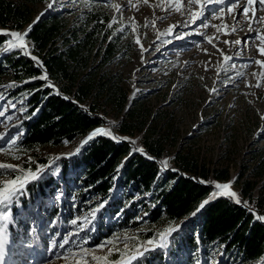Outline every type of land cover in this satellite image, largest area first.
<instances>
[{
  "label": "rangeland",
  "instance_id": "374dc122",
  "mask_svg": "<svg viewBox=\"0 0 264 264\" xmlns=\"http://www.w3.org/2000/svg\"><path fill=\"white\" fill-rule=\"evenodd\" d=\"M51 2L52 0H43L39 3L34 19L37 16L57 14L66 20L69 28L84 27L85 30H91L96 24L91 19L92 16H100L101 19L108 17L106 20L108 38L112 37L111 41L116 43L117 49L116 54L106 63L105 70L108 71V75L117 76L116 80L126 87L129 101L121 113L108 109L106 114L105 111H99L97 114L105 121L102 128L108 129V122L112 121L118 134L143 146V132L129 135L121 134L117 130L125 118L127 109L133 107L134 103L142 105L149 114L147 123L151 124L155 121L161 132H169L167 152L160 157L162 162L167 160L168 169L161 170L158 164L159 178L166 176L168 172L180 173L181 169L175 164L176 158L179 155L192 154L211 169L228 168L230 176L226 180H219L211 174L206 179L195 172L182 170L186 175L193 174L207 182L226 183L234 180L231 190L238 195L241 203L247 202L248 207L262 212L256 208L253 199L243 195L236 180L244 173V179L256 182L253 196L255 199L262 196L264 202V64L255 63V61H264V55L258 51V47H264V39H261L264 37V20L253 21L252 10L248 13L249 20H245L239 11L228 15L225 5H207L205 23L219 27L220 31L217 32V27L204 28L199 22L187 25L189 19L187 0H171L173 6H169V0H147V3L144 0H110L108 5L101 3L100 0H57L52 8H48V3ZM244 2L245 0H240L241 4ZM177 4H182L180 12L174 9ZM113 5H119L123 11H117ZM195 7L193 6L192 10H195ZM220 7L225 8V14L220 16V19H215L214 17L219 13L212 10ZM253 10L256 17H264V8L260 5H255ZM158 17L166 18L161 21L157 19ZM113 18L117 23H113L112 28H108ZM153 20L156 21L154 27L151 23ZM146 22L147 27L144 26ZM30 23L21 30L0 28L23 33ZM250 23L255 32L248 38L246 33ZM170 25H176L172 35H163ZM224 25H227V28ZM120 27H124V31L116 32ZM132 27H136L135 32H132ZM233 27L235 31H232ZM83 32L80 31L82 36ZM158 32L161 33L159 39H157ZM136 36L140 37L143 47L149 49L143 53V58L140 46L135 43ZM177 36L183 38L176 39ZM205 37H213L212 43L210 44ZM25 39L30 49L31 44L27 38ZM237 40L241 42L239 45L224 43V41ZM18 52L19 50H16L12 54ZM4 55L6 53L0 51V58ZM226 56L232 59L225 60ZM6 68L7 73L1 77L0 85L15 82L17 87L0 88V92L5 96V100H0V104L7 107V102L10 101L16 104V109L24 108L26 111L20 112L9 108L7 114L11 115L12 119L8 121L0 118V132L5 131L7 124L8 131L15 136L17 129L12 125L20 124L23 136L18 143L24 151L20 154L19 160L0 153V163L23 165L24 168H28L32 167L27 163L28 157L35 160L44 157L48 161L47 165L51 164L53 169L61 158L79 157L86 144L83 143L81 146L82 142L87 137L63 145H40L31 151L25 150L22 143L25 137V122L32 114L28 102L29 92L22 90L21 86L24 82L14 77L8 65ZM213 88L218 91L211 92L210 89ZM68 153L75 155H65ZM57 156L60 159H54ZM128 158L129 155L125 156L122 162ZM259 169H263V173L254 176L253 174ZM57 177L60 182L64 181L60 173ZM4 179H12V177L0 176V180ZM69 185L72 190L74 187L81 188L76 181L69 180ZM210 188L212 193L214 188ZM130 192L133 196L128 199L126 195ZM61 193L62 191L56 188L55 193L50 196H37L35 203L26 210L13 212L15 223L8 227L9 247L4 257L5 264H72L71 260L65 259L68 249H76L77 246L91 249L104 241L111 240L114 236H119L121 237L119 247L123 250L125 235L133 238L127 240L131 248L137 242V238L139 243L144 244L145 241L156 237L158 232L176 226H179V230L168 237L166 247L149 251L156 254L152 258V264H264V256L255 261H244L238 250L232 249L227 252L224 250V245L219 242L207 246L202 244V248L184 244L180 248L173 249V238L200 213L205 205L202 208L199 206L198 211L195 210L191 215L178 221L159 222L152 221L150 217V209L158 202L156 194L150 191L117 188L115 194L120 199L117 205H112L111 199H100L99 196L89 193L81 203L80 209L74 206L78 200L73 192L71 200L76 214L65 221L61 231L55 225L58 216L54 217L56 214L54 209L58 208L63 199ZM131 202H134V206L130 209L128 218L125 206ZM100 203L104 206L96 212L91 224H85V230L81 231L69 223L75 217L89 216L90 210L98 207ZM249 212L256 218V213ZM65 217L67 218V214H64L63 218ZM138 217L141 219H137ZM256 220L262 222L260 219ZM89 227L91 231L87 230ZM99 229L101 234L98 233ZM67 232L79 234L72 236V242L61 248L58 245ZM195 236L198 237V233ZM84 239L87 240L86 244L83 243ZM38 241L42 242L39 247L36 244ZM54 243L57 246H54ZM110 247L113 245L109 244L102 250L97 249L96 254L105 255ZM144 247L152 246L144 244ZM149 252H145L138 260L131 261V264L142 260ZM114 254L116 253L113 252L112 256ZM130 254H135V251Z\"/></svg>",
  "mask_w": 264,
  "mask_h": 264
},
{
  "label": "trees",
  "instance_id": "16d2710c",
  "mask_svg": "<svg viewBox=\"0 0 264 264\" xmlns=\"http://www.w3.org/2000/svg\"><path fill=\"white\" fill-rule=\"evenodd\" d=\"M42 1L0 0V27L23 29L34 19L36 8ZM91 19L96 24L91 30H85L84 27L69 28L66 20L57 14L44 15L31 27L26 37L31 44L30 50L41 58L50 78L63 93L70 95L86 110L56 94L52 87H46L45 80L32 79L43 75L42 71L20 51L0 58V79L7 73L8 65L18 81H29L21 86L22 90L29 92L28 102L32 113L31 118L25 122L22 143L26 151L40 145L57 146L65 144V141L84 138L93 129L105 124L103 118H96L92 113L105 111L106 114V109L121 113L127 107L128 90L116 80L117 76L108 75L105 70L106 63L116 54L117 49L116 43L108 38V17L101 19L100 16H92ZM79 30L84 31L83 36ZM5 39L0 36V41ZM148 116L142 105L134 103L133 107L127 109L117 130L129 135L143 132V146L151 154L162 157L167 152L169 132H161L155 121L148 124ZM127 155L129 158L122 162ZM33 161L35 163L31 164L32 168L36 164H48L44 157ZM175 164L185 172H195L206 179L211 174L219 180H226L230 176L228 168L211 169L192 154L179 155ZM159 172L156 161L143 153L134 152L129 143L118 142L104 135L96 136L88 140L79 157L61 158L53 169L43 174L42 179L29 184L26 194L18 199L13 212L26 210L35 203L37 196H50L58 188L63 193V199L58 208L54 209V217L58 216L55 225L62 231L65 221L76 214L74 206L80 209L89 193L100 199H111V204L117 205L120 202L115 194L117 188H136L156 194L158 202L149 211L152 221L174 222L191 215L212 191L210 187L180 173L168 172L159 178ZM58 173L64 181L60 182ZM262 173L263 169H259L253 175ZM243 177L244 173L236 180L243 195L253 199L256 208L264 212L262 196L257 199L253 196L256 182ZM69 180L76 181L81 188L72 185V190ZM73 192L78 200L74 206L71 200ZM131 193L126 195L128 199L133 196ZM133 206L134 202L125 206L128 218ZM64 214H67L65 219ZM98 233L101 234L100 229ZM214 242L224 245L227 252L238 250L244 261L258 260L264 256V223L256 220L251 212L231 199L218 197L203 207L173 238V249L184 244L202 248V244L207 246ZM36 244L39 247L42 242ZM155 256V253L149 252L134 264H152ZM112 259H116V254Z\"/></svg>",
  "mask_w": 264,
  "mask_h": 264
},
{
  "label": "snow or ice",
  "instance_id": "6c2138e0",
  "mask_svg": "<svg viewBox=\"0 0 264 264\" xmlns=\"http://www.w3.org/2000/svg\"><path fill=\"white\" fill-rule=\"evenodd\" d=\"M57 0H52L51 3H48V8H52L53 4L56 3ZM101 3L108 5L110 4V0H100ZM145 3H147V0H144ZM187 5L189 8L188 11V22L187 25L196 24L199 22L201 27L207 28V27H217L216 25H212L210 23H205L207 20V15H205L206 12H208L207 5H225L227 6V14L231 15L233 12L239 11V14L244 16L245 20H249L248 13L250 10L253 11L252 20L259 22L261 20H264V17H256L254 6L260 5L261 8H264V0H245L244 4L240 3V0H187ZM159 6V5H157ZM169 6H173L171 4V0H169ZM193 6L195 7V10L193 9ZM113 7L116 8L117 11L122 12L123 9L119 5H113ZM182 4H177L174 6L175 11L180 12L181 11ZM212 11L218 12L219 15L215 16V19H220V16L225 14V8H214ZM183 14V13H182ZM211 14V13H209ZM43 15V13H41ZM166 17H158L157 19L163 21ZM39 19V17H37ZM35 23V22H34ZM113 23H117L116 19L113 18L112 22L108 24V28H112ZM153 27L155 26L156 21H151ZM186 25V26H187ZM145 27L148 26L147 22L144 25ZM225 28H227V25H224ZM176 28V25H170L169 28L163 33V35H172V30ZM132 32L136 31V27H132ZM235 27L232 28V31H235ZM249 30L254 31L251 27V23L249 24ZM31 31V25L27 30H25L23 33L18 31H10L6 29H0V36L6 37L5 40L0 41V51H3L4 53H12L16 50H19L21 54L26 56H31L30 51H28V44L26 42V37L28 35V32ZM124 31V27H120L116 29V32L122 33ZM220 31V28L217 27V32ZM115 35V33H114ZM161 33L158 32L157 39H159ZM112 37H109L111 39ZM176 39H182L183 37H175ZM205 39L208 40V42L211 44L213 37H205ZM261 39H264V37H261ZM168 41H166L167 43ZM135 43L140 46L141 49V56L143 58V53L149 51V49H145L143 47V44L141 43L140 37L136 36ZM224 43L228 44H236L239 45L241 42L239 40L230 42V41H224ZM206 51V50H205ZM222 51V50H221ZM258 51L261 55H264V47H258ZM239 54V53H238ZM31 58L35 61H37V65L42 67V62L38 60L37 57L31 56ZM232 57H225V60H231ZM257 64H264V61H255ZM234 67V65H233ZM238 75H242L241 73H238ZM32 79H40L47 81L46 87H52L54 88V85H52L51 81H48L47 73L45 72L43 75L38 77H33ZM229 80H231V77H229ZM25 83H28L29 81H24ZM251 86V85H249ZM259 86V85H257ZM17 87L15 82H11L7 85H0V88H15ZM211 92H217L218 90L213 88L210 89ZM56 94L58 93V90H56ZM67 99V97H65ZM0 100H5V96L3 92H0ZM16 109V104L12 102H7V107H5L3 104H0V118H4L8 121H11L12 116L8 115V109ZM17 111L24 112L26 109L20 108L16 109ZM12 127L17 129V134L13 136L10 131H8V125H5V131L0 132V153L5 154L6 156L11 157L12 159L19 160L21 158V153L24 151L19 147V140L23 136V131L21 130L20 124L12 125ZM108 136L113 140H117L119 142L118 137L114 136L112 132L109 129L104 128H98L93 130L87 139L82 142L87 143L88 140L93 139L96 136ZM127 139V138H124ZM65 143H67L65 141ZM130 143H135L134 141H130ZM77 152L79 149L76 150ZM133 151H139L143 153V149H133ZM131 154V153H130ZM67 156L75 155V153H68L65 154ZM151 159V157H149ZM54 159H60L59 156L55 157ZM27 163L29 165L35 163L31 157H28ZM162 169L164 170L167 168V160L162 162ZM51 168V164L45 166L36 164L35 169H33L31 166L28 168H24L23 165H14L11 163H0V176H11L12 179H4L0 180V264H5V253L9 247V242L7 240L8 237V227L9 225L15 223L14 216H13V208L17 206L18 199L26 194L27 187L29 184H31L34 181H38L42 179L43 174L48 172V170ZM172 171H176V169H171ZM55 174V173H53ZM200 183H209L203 180H198ZM233 181H229L226 183H220V182H211L212 186L214 188V191L210 193L209 198L201 203L200 207L202 208L204 204L208 203L209 200L215 199L218 196L227 197L231 200H233L235 203L240 204L241 201L238 197V195L231 190V185ZM62 195V193L60 194ZM57 199H59V196H57ZM106 202V201H105ZM104 206L103 203H100L98 207L92 208L90 210L89 216H83V217H75L71 221H69L70 224L75 225L77 228H79L81 231L85 230V224H91V220L95 219L96 212L99 210V208H102ZM244 206L247 207V202H244ZM199 209H197L198 211ZM251 211V209H249ZM146 215V214H145ZM195 215V213H193ZM91 217V219H89ZM141 219V218H137ZM256 219L264 220V216H256ZM83 221V222H82ZM88 231H91L92 229L89 227L87 229ZM179 230V226L176 227H169L166 228L160 232L157 233V236L154 238H151L144 242V244L150 245L152 247H144V244H141L137 242L133 245V247H129L127 244V240L133 239L132 237H129L125 235V245L123 250L119 247V242L121 237L114 236L111 240L104 241L99 245L94 246L93 248H85L82 246H77L76 249H68L66 252L65 259L71 260L72 264H131V261L138 260L140 256H142L145 252L154 251L156 248H164L168 244V237L171 236L173 232H176ZM78 232H67L63 237L62 241L59 243V247L63 248L65 245L70 244L71 237L78 235ZM83 239V238H82ZM83 243L86 244L87 240L84 239ZM109 244H112L113 247L108 248V252L105 255H97L96 250L97 249H104ZM54 246H57L54 243ZM140 249H143V251H140ZM133 251H135V254H130ZM113 252L116 253V259H111ZM125 256L127 258H125Z\"/></svg>",
  "mask_w": 264,
  "mask_h": 264
},
{
  "label": "water",
  "instance_id": "95a60500",
  "mask_svg": "<svg viewBox=\"0 0 264 264\" xmlns=\"http://www.w3.org/2000/svg\"><path fill=\"white\" fill-rule=\"evenodd\" d=\"M37 17H39V19L42 17V16H37ZM37 17L27 26V28L25 29V30H27L28 28H29V26L31 25V27L39 20V19H37ZM35 22V23H34ZM24 30V31H25ZM28 51H31L29 48L27 49ZM31 53V56H35V57H37L38 58V60L40 61V62H42V67H40V66H38L37 65V61H35V60H33L32 58H31V56H26L29 60H31V61H33L34 62V64H35V66L36 67H38L41 71H42V74H44L45 72L47 73V78H48V81H51V83H52V85H54V90H55V92H56V90H58V93H59V95L60 96H62L63 98H65V97H67V100L68 101H71V102H73L74 104H76V105H78L81 109H83V110H86V108H84L80 103H78L76 100H74L70 95H68V94H65V93H63L62 92V90H61V88L54 82V80H52L51 78H50V76H49V72H48V70H47V68L45 67V65H44V63H43V61L41 60V58L39 57V56H37L36 54H34V53H32V52H30ZM47 82V81H46ZM66 99V98H65ZM88 112V111H87ZM89 113V112H88ZM92 115L94 116V117H98V118H100V116L98 115V114H95V113H92ZM112 126V125H111ZM113 127V126H112ZM112 127H110V129L112 130V134L114 135V136H116V137H118V138H120L119 139V141L120 142H127V143H129L131 146H132V148L134 149H139V148H142L144 151H143V154H145L146 156H148V157H151V160H153V161H156L159 165H160V167L162 168L163 167V165H162V161H161V158L160 157H158V156H156V155H154V154H151L144 146H142V145H137V144H133V143H130V141H133V140H130V139H124V138H126V137H124V136H121L120 134H118L116 131H115V129L114 128H112ZM96 129V128H95ZM91 133V132H90ZM89 135H87L86 137H88ZM168 168H165L164 170H167ZM180 172V174L181 175H183V176H187V178H189V179H193V180H195L196 182H198V180H203V179H201V178H199V177H197L196 175H193V174H188V175H186L182 170H180L179 171ZM203 181H206V180H203ZM207 182V181H206ZM198 183H200V182H198ZM200 184H202V185H204V186H208V187H213L212 186V183L211 182H209V183H200ZM210 201V200H209ZM233 201V200H232ZM234 202V201H233ZM235 203V202H234ZM207 204V203H206ZM206 204H204L205 206H206ZM235 204H237V203H235ZM237 205H239V206H242V207H244V208H247L248 210L249 209H251V211L252 212H254V213H256V216L257 215H259V216H264V213H262V212H259V211H257L256 209H254V208H250V207H245L244 206V204L243 203H240V204H237ZM250 211V210H249ZM262 222H264V220H261Z\"/></svg>",
  "mask_w": 264,
  "mask_h": 264
},
{
  "label": "bare ground",
  "instance_id": "6f19581e",
  "mask_svg": "<svg viewBox=\"0 0 264 264\" xmlns=\"http://www.w3.org/2000/svg\"><path fill=\"white\" fill-rule=\"evenodd\" d=\"M0 29H2V28H0ZM252 29H254V28H252ZM254 32L255 31H250L249 29L247 30V33H246V37H250L251 35H253L254 34ZM31 52V51H30ZM108 124H109V126H108V129L112 132V130L110 129V127H112V128H114V123L111 121V122H108ZM112 125V126H111ZM103 126H100V127H97L96 129H98V128H102ZM104 129H107L106 127H104ZM136 144V143H135Z\"/></svg>",
  "mask_w": 264,
  "mask_h": 264
},
{
  "label": "crops",
  "instance_id": "0c3cea01",
  "mask_svg": "<svg viewBox=\"0 0 264 264\" xmlns=\"http://www.w3.org/2000/svg\"><path fill=\"white\" fill-rule=\"evenodd\" d=\"M100 126H101V125H100ZM98 127H99V126H98ZM96 128H97V127H96ZM93 130H94V129H93ZM93 130H92V131H93ZM92 131H91V132H92Z\"/></svg>",
  "mask_w": 264,
  "mask_h": 264
}]
</instances>
